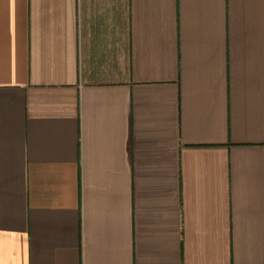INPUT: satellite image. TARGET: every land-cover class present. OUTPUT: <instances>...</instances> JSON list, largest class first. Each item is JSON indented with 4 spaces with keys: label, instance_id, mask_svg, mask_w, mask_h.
Wrapping results in <instances>:
<instances>
[{
    "label": "crops",
    "instance_id": "obj_1",
    "mask_svg": "<svg viewBox=\"0 0 264 264\" xmlns=\"http://www.w3.org/2000/svg\"><path fill=\"white\" fill-rule=\"evenodd\" d=\"M0 264H264V0H0Z\"/></svg>",
    "mask_w": 264,
    "mask_h": 264
}]
</instances>
